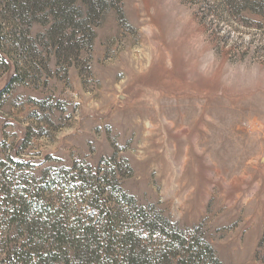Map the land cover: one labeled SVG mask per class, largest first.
Masks as SVG:
<instances>
[{"label": "rangeland", "instance_id": "obj_1", "mask_svg": "<svg viewBox=\"0 0 264 264\" xmlns=\"http://www.w3.org/2000/svg\"><path fill=\"white\" fill-rule=\"evenodd\" d=\"M9 1L0 0V204L20 210L1 242L54 235L52 222L125 231L142 206L157 229L148 237L137 222L128 249L157 251L176 235L179 250L160 264H180L181 249L203 242L222 264H264V0L77 2L61 25L49 7L20 19ZM113 170L135 203L105 190L101 215L92 176ZM75 177L82 201L69 192ZM32 247L65 259L53 240Z\"/></svg>", "mask_w": 264, "mask_h": 264}, {"label": "trees", "instance_id": "obj_2", "mask_svg": "<svg viewBox=\"0 0 264 264\" xmlns=\"http://www.w3.org/2000/svg\"><path fill=\"white\" fill-rule=\"evenodd\" d=\"M243 1L248 2L249 0ZM77 2L85 5L90 10H97L102 4L98 0H10L9 5L12 8L11 10L14 11L15 16L20 19H22V12L25 10L28 12L36 9L37 7L45 10L49 7V9L56 14L54 15L55 22L58 21V25H61L62 23H69L73 21V12L74 10L76 11L79 9L78 5H76ZM253 2L254 4L259 3L258 0H253ZM78 23L85 25L89 24L87 18H82L78 21ZM14 79H16V77H14ZM112 161L114 164L121 166V163H118L116 158H113ZM123 163H125V166L130 173L131 168L127 160H123ZM77 164L78 163L75 162L71 168H65L64 171L70 172L73 169L76 170V168L73 167ZM102 164L103 160L100 161L99 165L101 166ZM89 169L93 170L91 167H89ZM114 172L115 170H113L111 175L107 172L99 178H94V176H92L97 191H95V195H91V204L96 202L98 205L97 208H100L101 215L103 214V207L101 208L99 206L103 201V199H101V195L104 194L103 191L105 190L116 193L124 203H135L134 197L122 189ZM76 179L77 178L75 177L72 181L74 183V188L69 189V192L72 193V199L82 201L84 198L83 196L87 193H84L85 188L81 189L78 184H76ZM80 179H82L81 182L83 181V184H87V176L80 177ZM86 184L84 186H86ZM16 204L17 203L7 206L5 209L1 207L3 205L0 204V236L2 235L0 243H2L1 241L11 230L10 223L12 225V223L14 224L15 222L13 221V216L16 214L15 212L20 210L19 207H16ZM137 208V215H135L132 219H129L130 222L133 221L132 226L125 231L114 230L112 234L96 235L95 232L92 230L90 231L88 227H82L79 222L70 224L68 227L63 226L58 222H52L49 229L54 232V235H37L32 233V235L25 236L26 238L23 244L18 240L14 242L12 240H5L6 243H2V246H0V264H47L52 261L54 262L55 260L59 261L58 263L62 262L63 264H105L103 260L104 257H113L115 264H160L169 256H172L171 254L176 255V251L179 250V247L181 246V241L177 239L176 235L173 236L169 245L168 242L165 243L163 241V243H161L162 246L159 247L157 251H152L149 248H141L140 251H137L133 245L129 246L130 248L128 249V244L133 240H136V237L141 234V232L135 227L137 222L141 221L144 223L142 228L148 237H150L157 229V224L154 223L156 217L151 219V217L146 215L144 207L139 206ZM113 216L116 217L117 214L115 213ZM103 218L105 217L102 216V219ZM35 223L37 224V221L33 220V223L29 224ZM163 231L160 232L163 233ZM2 232H4V235ZM52 240L58 245V254L61 256L64 255L63 258L65 259H55L56 253H52L50 251L51 248L42 252L37 251V249L32 247L33 243H35V245L40 241H42V243L49 241L50 243ZM166 245H168L171 249H168L169 247H166ZM181 250L183 251L180 255V264H222V262L216 257L212 247L205 242L197 246L195 250Z\"/></svg>", "mask_w": 264, "mask_h": 264}, {"label": "clouds", "instance_id": "obj_3", "mask_svg": "<svg viewBox=\"0 0 264 264\" xmlns=\"http://www.w3.org/2000/svg\"><path fill=\"white\" fill-rule=\"evenodd\" d=\"M251 76L252 77H257L259 75V71L255 68L251 69V72H250ZM254 81H248V84H251L253 83Z\"/></svg>", "mask_w": 264, "mask_h": 264}, {"label": "bare ground", "instance_id": "obj_4", "mask_svg": "<svg viewBox=\"0 0 264 264\" xmlns=\"http://www.w3.org/2000/svg\"><path fill=\"white\" fill-rule=\"evenodd\" d=\"M194 207H195V205H190V207H189V212H191V211H193L194 210Z\"/></svg>", "mask_w": 264, "mask_h": 264}]
</instances>
